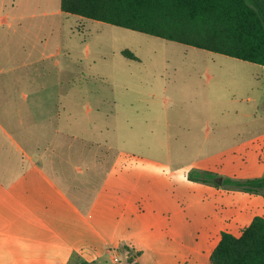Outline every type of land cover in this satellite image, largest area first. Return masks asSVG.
Here are the masks:
<instances>
[{
    "label": "rangeland",
    "instance_id": "1",
    "mask_svg": "<svg viewBox=\"0 0 264 264\" xmlns=\"http://www.w3.org/2000/svg\"><path fill=\"white\" fill-rule=\"evenodd\" d=\"M78 19L67 20L73 29L63 53L66 96L59 100L60 123L79 139L99 144L101 163L117 152L138 157L141 175L133 176L123 196L129 212L117 235L110 239V230L98 227L103 242L86 231L96 249L85 252L84 261L128 264L123 246L129 244L142 252L139 264H210L220 233L239 236L242 228L236 215L250 194L219 182L243 180L228 173L232 163L246 143L264 142V66ZM123 50L136 60L124 57ZM67 156L58 153L54 168L82 178L86 162L66 161ZM259 158L264 161V148ZM103 166L98 165L99 179L79 206L84 217L101 188ZM130 169L132 178L137 172ZM205 173L214 184L196 180L207 178Z\"/></svg>",
    "mask_w": 264,
    "mask_h": 264
},
{
    "label": "crops",
    "instance_id": "2",
    "mask_svg": "<svg viewBox=\"0 0 264 264\" xmlns=\"http://www.w3.org/2000/svg\"><path fill=\"white\" fill-rule=\"evenodd\" d=\"M69 16L61 10L60 0H0V264L85 262L84 253L96 249L86 231L107 242L96 229H109L113 239L123 225L120 219L129 212L123 196L130 191L133 176H141L138 157L117 152L107 164L101 163L99 144L79 139L60 123L59 100L66 96L63 53L67 31L73 29L67 28ZM253 141L232 163L228 173L234 177L264 176V161L259 158L264 142ZM58 153L68 154L66 161L83 159L84 176L75 180L55 169ZM98 165L103 166L99 172L103 181L92 204L101 200L100 206L94 209L91 204L84 217L79 206L99 179ZM131 166L137 172L132 178ZM255 216L264 217V194H250L248 202L239 205L240 234ZM112 220L117 221L116 229ZM123 247L139 251L129 244Z\"/></svg>",
    "mask_w": 264,
    "mask_h": 264
},
{
    "label": "trees",
    "instance_id": "3",
    "mask_svg": "<svg viewBox=\"0 0 264 264\" xmlns=\"http://www.w3.org/2000/svg\"><path fill=\"white\" fill-rule=\"evenodd\" d=\"M60 8L82 19L264 66V0H60ZM121 54L136 60L128 50ZM209 174L196 180L213 183ZM219 183L264 194V176L222 178ZM123 251L128 264H137L139 251L127 247ZM209 261L264 264V217H253L238 237L221 232Z\"/></svg>",
    "mask_w": 264,
    "mask_h": 264
},
{
    "label": "built area",
    "instance_id": "4",
    "mask_svg": "<svg viewBox=\"0 0 264 264\" xmlns=\"http://www.w3.org/2000/svg\"><path fill=\"white\" fill-rule=\"evenodd\" d=\"M113 261H114V263H117L118 262L116 258H114Z\"/></svg>",
    "mask_w": 264,
    "mask_h": 264
}]
</instances>
